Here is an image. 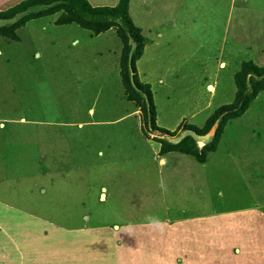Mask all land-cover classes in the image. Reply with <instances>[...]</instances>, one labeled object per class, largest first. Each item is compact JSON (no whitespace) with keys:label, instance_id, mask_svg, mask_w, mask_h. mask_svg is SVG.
Listing matches in <instances>:
<instances>
[{"label":"rangeland","instance_id":"374dc122","mask_svg":"<svg viewBox=\"0 0 264 264\" xmlns=\"http://www.w3.org/2000/svg\"><path fill=\"white\" fill-rule=\"evenodd\" d=\"M130 13L150 43L139 67L151 81L157 122L169 130L202 127L233 102L241 63L264 65V0H130ZM58 16L28 21L18 40L0 35V201L14 243L35 250L26 264H49L60 231L115 224L126 233L131 226L132 236L106 248L94 235V264H122L118 250L128 249L155 264H235L233 252L197 232L230 213L264 212V91L227 124L205 163L161 155L126 98L121 39L112 29L97 35L57 24ZM149 215L166 221L162 231ZM41 232L46 251L34 241ZM19 263L15 253L8 264Z\"/></svg>","mask_w":264,"mask_h":264},{"label":"trees","instance_id":"16d2710c","mask_svg":"<svg viewBox=\"0 0 264 264\" xmlns=\"http://www.w3.org/2000/svg\"><path fill=\"white\" fill-rule=\"evenodd\" d=\"M59 13L57 24L77 23L95 34L115 29L121 39L120 75L125 95L141 111L144 134L160 144V154L177 151L194 156L200 163L208 160L221 142L227 124L243 115L264 91V65L252 59L244 60L234 75L236 93L233 102L217 107L200 127L182 123L169 130L158 124V111L152 85L141 79L137 61L144 53L147 37L130 13V0H119L116 5H93L89 0H25L7 11H0V35L11 40L20 38L18 30L28 21ZM217 124L216 133L200 146L197 135H205Z\"/></svg>","mask_w":264,"mask_h":264},{"label":"crops","instance_id":"0c3cea01","mask_svg":"<svg viewBox=\"0 0 264 264\" xmlns=\"http://www.w3.org/2000/svg\"><path fill=\"white\" fill-rule=\"evenodd\" d=\"M22 1L25 0H0V11H7ZM118 1L116 2L118 3ZM112 30L116 33L115 29ZM157 40L155 41V43L157 42ZM149 45L150 43L146 44L143 55L137 61L139 75L141 79L145 82L149 80H146L147 77L141 75L139 63L146 55ZM222 64L223 63H221V65ZM213 87L214 85L211 83L207 85L208 89L213 90ZM134 111L141 115V111L139 110V108L136 107ZM160 161L165 162L166 157L162 156L160 158ZM103 195L104 194H102V196ZM2 206L7 207L8 205L0 201V211H3L2 214H0V264L10 263L13 260L15 253L20 256L19 264H26V254L29 252L34 254L35 250H31V248L23 246L24 242L28 243L29 241H21V245L23 247L21 245L20 247L19 245L14 243V241L16 242V240L14 239L13 241V238L15 237H13L14 234L11 233V229H9L8 224L9 217L11 218V215L8 210V214L6 213L5 209L2 210ZM261 211V209L255 208L230 213L229 215H226V219L220 221V223L216 227L213 226L214 228L198 231L197 235L212 237L213 239H208L211 242V247L220 244V246H224L230 252H233V258L236 262L235 264H255L254 260H258V264H264V212ZM115 227L116 229L112 231L83 228L68 229L66 232L60 231L58 234L60 240L56 243L54 242V247L52 248L54 253V259L52 258V261L49 264H94L95 261H97L94 257V235H99L101 237V241L107 244L105 245L106 248H110V243L113 244V247H116V244H122V240L124 241L125 239L127 241L126 238H130L132 236L126 233L125 231H122V228L119 226V224H115ZM63 236L71 240L63 241ZM147 236L157 238L166 236V233L161 232L157 235ZM221 238L224 239L222 240ZM34 241L37 245H41L45 249V251L48 250L47 244H44L45 235L43 232H41L40 235H36ZM219 241L224 242L219 243ZM30 242L32 243L33 240ZM8 243H10V245H8ZM68 248L69 251H65ZM101 248L104 249L103 246H101ZM117 249L119 248L117 247ZM142 249L145 252L147 251L146 248ZM118 251L122 254V256L119 255V257L123 260L122 264L131 259L138 264H155V260L152 258H144L142 255L136 258L131 255H128V253L130 254L131 252H134L133 250L128 249ZM150 251L151 250H148L147 252ZM102 253H104V251H102ZM21 256H23L22 263Z\"/></svg>","mask_w":264,"mask_h":264},{"label":"clouds","instance_id":"9594fccd","mask_svg":"<svg viewBox=\"0 0 264 264\" xmlns=\"http://www.w3.org/2000/svg\"><path fill=\"white\" fill-rule=\"evenodd\" d=\"M145 219L149 224L154 225L157 229L161 231L164 229V225L166 224V221L162 220L159 216L149 215ZM127 232L131 233V226H129Z\"/></svg>","mask_w":264,"mask_h":264},{"label":"water","instance_id":"95a60500","mask_svg":"<svg viewBox=\"0 0 264 264\" xmlns=\"http://www.w3.org/2000/svg\"><path fill=\"white\" fill-rule=\"evenodd\" d=\"M216 129H217V124L214 125L213 129L211 131H209L207 134L205 135H197V137L199 138V142H200V146H203L206 144V142L215 135L216 133Z\"/></svg>","mask_w":264,"mask_h":264}]
</instances>
